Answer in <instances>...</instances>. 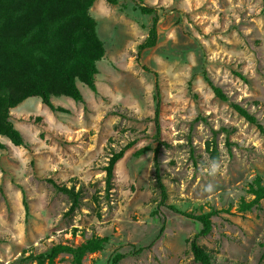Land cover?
Listing matches in <instances>:
<instances>
[{
    "label": "rangeland",
    "instance_id": "1",
    "mask_svg": "<svg viewBox=\"0 0 264 264\" xmlns=\"http://www.w3.org/2000/svg\"><path fill=\"white\" fill-rule=\"evenodd\" d=\"M141 2L155 11L143 13L139 0L90 6L105 47L95 91L78 81L82 100L52 96L65 111L38 96L10 108L24 141L0 136V264H48L55 247L89 241L99 248L83 264H201L190 244L201 223L171 205L212 215L198 242L214 264H264V0ZM155 18L157 42L140 50ZM156 82L164 204L153 151ZM129 142L107 189L104 167ZM51 180L81 191L75 210Z\"/></svg>",
    "mask_w": 264,
    "mask_h": 264
},
{
    "label": "trees",
    "instance_id": "2",
    "mask_svg": "<svg viewBox=\"0 0 264 264\" xmlns=\"http://www.w3.org/2000/svg\"><path fill=\"white\" fill-rule=\"evenodd\" d=\"M94 1L0 0V136L5 135L16 145L23 144L21 132L15 128L9 117L10 108L27 98L38 96L51 110L65 111L62 107L53 105L52 96H68L76 101L82 100L83 95L78 81L96 90L95 75L98 72L96 63L103 57L105 47L97 33L96 20L89 12ZM107 1L117 4L119 0ZM138 6L143 13L155 11L154 7L143 4L141 0ZM156 22L157 18L149 36L140 44V50L156 44L158 37ZM155 87L157 103L153 120L158 144L153 149L154 166L161 190V202L164 204L167 195L160 174L161 90L158 82ZM214 90L219 97L226 98L219 87H214ZM236 108L251 122L258 123L256 117L250 115L243 107L236 105ZM258 125L264 131L263 126ZM133 144L129 142L119 151L112 152L108 164L104 167L107 189L113 186L116 163ZM1 145L0 141V147ZM150 149L149 145L142 147L136 154L141 155ZM212 154L218 156L215 145ZM51 182L60 191L69 195L71 201L69 211L75 210L80 202L81 191H76L74 187L59 185L54 180ZM24 204L28 209L25 195ZM171 208L201 223L202 228L190 240L191 250L194 258L201 264H214L210 252L198 242L200 237L211 233L212 215L181 211L173 205ZM98 248L99 242L96 241L86 242L77 248L59 245L53 249L48 264H54L53 257L64 251L75 256L74 264H83L85 253ZM123 256L121 253L116 254L112 259L113 263H118Z\"/></svg>",
    "mask_w": 264,
    "mask_h": 264
},
{
    "label": "crops",
    "instance_id": "3",
    "mask_svg": "<svg viewBox=\"0 0 264 264\" xmlns=\"http://www.w3.org/2000/svg\"><path fill=\"white\" fill-rule=\"evenodd\" d=\"M65 97V96H64ZM66 97H68V96H66ZM69 98V97H68Z\"/></svg>",
    "mask_w": 264,
    "mask_h": 264
}]
</instances>
